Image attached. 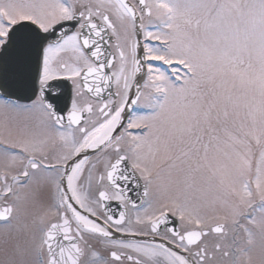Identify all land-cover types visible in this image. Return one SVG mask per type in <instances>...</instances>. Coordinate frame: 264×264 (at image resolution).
I'll return each mask as SVG.
<instances>
[{"label":"snow or ice","instance_id":"1","mask_svg":"<svg viewBox=\"0 0 264 264\" xmlns=\"http://www.w3.org/2000/svg\"><path fill=\"white\" fill-rule=\"evenodd\" d=\"M0 117V264L264 248V0H0Z\"/></svg>","mask_w":264,"mask_h":264},{"label":"flooded vegetation","instance_id":"2","mask_svg":"<svg viewBox=\"0 0 264 264\" xmlns=\"http://www.w3.org/2000/svg\"><path fill=\"white\" fill-rule=\"evenodd\" d=\"M63 86L57 90L56 92V95L58 96V99L55 100V103L59 106V108L63 109L65 108L66 105L69 104L70 100L72 99L74 93H73V89H72V86L70 84V82H62ZM65 92H70V95H71V98L70 100H66L64 99V96H65ZM21 105H30L31 104V101L29 102H19ZM0 119H2V117H0ZM34 126L36 127L37 131H44L43 129H41L39 127V124L38 122H34ZM134 198H137L135 193L132 194ZM0 210H2V208H0ZM253 247V251L251 252V260L252 258L255 256L257 257L258 256V251H257V246H256V243Z\"/></svg>","mask_w":264,"mask_h":264},{"label":"water","instance_id":"3","mask_svg":"<svg viewBox=\"0 0 264 264\" xmlns=\"http://www.w3.org/2000/svg\"><path fill=\"white\" fill-rule=\"evenodd\" d=\"M8 92L10 94L8 98L12 100H17V98H19L20 101H29L33 96V89L31 86L26 88L13 86L8 89Z\"/></svg>","mask_w":264,"mask_h":264},{"label":"rangeland","instance_id":"4","mask_svg":"<svg viewBox=\"0 0 264 264\" xmlns=\"http://www.w3.org/2000/svg\"><path fill=\"white\" fill-rule=\"evenodd\" d=\"M2 138H3V129L0 128V139ZM208 195L211 198L212 196L215 195V193L210 192ZM256 246H257L258 256L257 257L254 256L251 261L252 264H261V261L264 260V248L261 247L259 238H257L256 240ZM0 258H3L2 254H0Z\"/></svg>","mask_w":264,"mask_h":264}]
</instances>
